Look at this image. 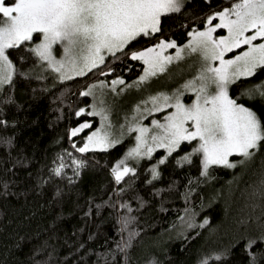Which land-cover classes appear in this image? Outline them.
<instances>
[{"label":"trees","instance_id":"16d2710c","mask_svg":"<svg viewBox=\"0 0 264 264\" xmlns=\"http://www.w3.org/2000/svg\"><path fill=\"white\" fill-rule=\"evenodd\" d=\"M235 2L186 0L161 17L159 32L72 79L43 67L31 51L38 34L6 50L12 80L0 87V264H264V141L246 165H210L205 175L200 154H189L192 143L184 142L155 178L150 165L162 151L119 183L113 168L129 138L105 150H76L97 124L87 113L90 98L80 95L88 85L136 78L143 65L131 52L160 39L181 44ZM260 91L264 67L227 88L264 126ZM83 121L90 127L69 136ZM182 219L190 226H180Z\"/></svg>","mask_w":264,"mask_h":264},{"label":"snow or ice","instance_id":"6c2138e0","mask_svg":"<svg viewBox=\"0 0 264 264\" xmlns=\"http://www.w3.org/2000/svg\"><path fill=\"white\" fill-rule=\"evenodd\" d=\"M180 4L181 0H0V85L12 80V63L6 50L33 40L34 34H40L41 41L31 51L59 73L61 80L72 79L74 75L83 76L103 64L105 53L116 56L137 37L159 32L161 17L178 12ZM216 15L220 23L205 31L195 32L194 39L185 47L199 52L205 61L219 60V67L206 64L201 69L196 77L200 85L198 88L193 86L197 92L196 102L185 107L177 97L175 105H171L176 111L166 118L168 124L153 121L156 127L165 131L159 146H165L163 140L166 139L169 152L174 151L181 141L199 139L200 144L195 151L203 153L204 171L201 175L207 173L210 165L234 167L229 161L230 156L239 155L248 159L254 154L250 150L258 148L260 142L264 141V126L257 114L238 104L227 92L228 84L240 77L252 76L257 68L264 67V43L252 44L258 37H264V0H236L231 8H225ZM213 19L212 16L208 18L209 24ZM216 28H227L229 36L214 40L212 33ZM250 30H254V34L245 36V32ZM54 44H63L64 56L60 60L52 56ZM241 44L248 45V50L235 59H223L226 51ZM168 48L177 46L174 41L166 43L160 40L154 47L131 52V60H140L148 66L140 77L141 82L157 71H163L164 65L173 60L172 56L163 55ZM181 52L177 48L176 59L181 58ZM111 84H124V80H112ZM210 84L215 85L214 93L207 91ZM104 86L101 82L80 95H90L93 88ZM260 95L264 97V91H260ZM152 99L155 101V98ZM163 99L167 101L169 97ZM83 112L84 109H81L76 115L80 116ZM187 121L192 122L194 131L185 127ZM88 127V123L81 124L79 128L71 130V136ZM139 131L141 135L137 140L142 142L148 130L141 128ZM157 139L156 136L152 137L153 141ZM110 145L108 133L101 135L98 130L87 137L83 147L76 150L83 153L89 151L90 147L106 149ZM139 148L140 144L129 155H139ZM152 150L151 147L147 149L149 155ZM129 171L131 169L128 167L122 171L114 168L116 181L119 183ZM55 172L60 175L59 168ZM152 172L155 178V169Z\"/></svg>","mask_w":264,"mask_h":264},{"label":"rangeland","instance_id":"374dc122","mask_svg":"<svg viewBox=\"0 0 264 264\" xmlns=\"http://www.w3.org/2000/svg\"><path fill=\"white\" fill-rule=\"evenodd\" d=\"M185 1L186 0H181V4ZM224 9L208 15L204 21L203 27L190 31L189 34L192 33L193 35H188L186 41L181 44H177L172 39H160L164 40L166 43L174 41L177 48H180L182 50L180 59L175 58L177 48H168L164 50L163 55L172 56L173 60L164 65L163 71H157L155 75L148 76L144 81L141 82L140 77L145 74L144 70L148 66L139 60L143 65L141 73L136 78L129 81H125L123 79L124 84H117L113 86L111 84L112 80L122 79L120 77H115L109 80H99L88 85L83 92H87L93 85H100L101 82H103L105 86L102 88L95 87L92 89V93L90 95H87L90 98V104L87 113L100 114L91 115L96 118L97 124L85 135L79 147H83L87 142V137L92 135L93 132H97L98 130L100 131L101 135H103L105 132L108 133V139L111 141V145L109 147L123 141L125 138H129V143L124 151V154L119 162L114 165V168H118V170L122 171L124 167H128L129 169H131V171L128 172L130 173L141 160L149 159L153 157L155 152L162 151L163 154L150 165L152 170L155 169V171H157V166L160 164V161L164 160L165 156H167L172 151L169 152L166 139L163 140L165 146H159L161 142L160 138L165 136V131L162 128L156 127L153 124V121H156L161 125H167L168 120L166 118L171 116L176 111L175 107L171 105H175L177 97L179 98L180 103L185 105V107H189L194 102H196L197 92L193 90V86L198 88L200 85V81L197 80L196 77L200 75L201 69L206 64H211V66L213 67H219V60L205 61L199 52H192L191 49L186 48L185 46L194 39L195 32L205 31L208 27H213L216 24H219L220 20L216 14L220 11H223ZM210 16L214 17L211 24H209L208 21V18ZM229 18L234 19L235 17ZM253 34L254 30H250L248 32H245L244 35L251 36ZM38 35L39 39L36 43H34V45L32 46L33 48L41 41V36L40 34ZM228 36L229 33L227 28H216V31L212 33V38L214 40L227 38ZM160 40L153 45L135 51H143L147 48L154 47L160 42ZM262 43H264V37H258L256 40L252 41V44L254 45H259ZM248 48L249 46L245 44H241L239 47H233L231 51H226L224 53L223 59H235L237 55H241L243 52L247 51ZM107 55L109 54H104L105 57ZM52 56L55 60H60L63 58V44H54L52 46ZM37 58L47 71H50L55 78L60 79V74L53 71L48 66V63L46 61H41L39 57ZM73 77H75V75ZM190 82H194V84H191ZM1 86L2 85H0V87ZM113 88H115V90H113ZM207 91L209 93H214L215 85L210 84ZM165 96L169 97L167 101L163 99ZM152 98H155V101H153ZM105 116L107 117V119H104ZM84 123H88L90 125L91 122L83 121L73 129L79 128L80 125ZM191 125V121H187L185 123V127L188 128L189 131H194ZM141 128H145L148 130L144 134L142 142L137 140V137L141 135L139 131V129ZM71 130L69 132V136H71ZM153 136H156L158 138L157 141L152 140ZM184 142L192 143L191 149H193V151L191 150L189 154L196 152L195 149L200 144L199 139L192 141H181L180 144ZM138 144H140V154L137 155L133 153L132 155H129V153L132 152L133 149L137 148ZM109 147H107L106 149H108ZM149 147L153 149L150 155L147 152V149ZM89 150L105 149L90 147ZM198 153L200 154L203 164V153ZM235 156H238L239 159L235 160L233 158ZM121 161H123V164H121ZM229 161L235 165L234 167H236L241 164L246 165L249 162V158L245 159L243 156L233 155L229 157ZM127 223L129 225L130 221H128ZM180 226L189 227L190 223H187L185 219H182ZM127 234L129 238V235H131L132 233L131 231H127Z\"/></svg>","mask_w":264,"mask_h":264}]
</instances>
